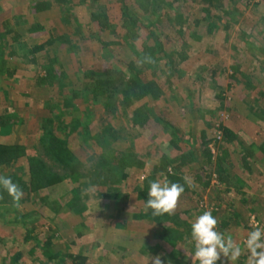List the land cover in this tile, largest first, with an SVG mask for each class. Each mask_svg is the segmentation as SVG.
Instances as JSON below:
<instances>
[{
	"label": "rangeland",
	"instance_id": "374dc122",
	"mask_svg": "<svg viewBox=\"0 0 264 264\" xmlns=\"http://www.w3.org/2000/svg\"><path fill=\"white\" fill-rule=\"evenodd\" d=\"M42 1L52 6H38ZM80 1L71 0L69 11L54 0H0V33L7 32L8 22L17 31L0 39V141L19 142L28 154L39 156L45 153L39 138L48 127L58 128L60 121L66 126L77 122L79 128L69 133V142L86 167L97 162L101 151L108 155L118 149L135 155L125 167L113 164L102 180L128 195L125 209L105 205L98 195L103 184L80 193L79 205H87L83 213L65 204L74 182L42 189L29 184L19 207L0 186V264H56L44 254L42 246L49 240L47 249L62 250L66 264H76L71 253L87 254V264H147L149 255L160 253L165 264H173L179 250L160 240L166 225L138 219L135 213L142 206L139 189L148 188L152 180H167L164 173L153 174L154 168L168 162V170L173 171L176 163L170 157L178 159L182 153L189 163L183 167L185 177L193 184L187 183L175 212L187 222L183 232H190L191 223L206 210L218 219V230L238 243L253 224L264 228V153L251 148L264 141V0H223V8H212L211 17L201 0H158L162 8L152 14L140 4L142 0H100L96 4L105 7L115 26L109 31L90 21L91 3ZM126 3L132 14L137 7L133 16L141 21L138 35L122 24ZM154 17L175 63L168 68L164 58L143 74L157 81L164 93L157 99L127 101L132 80L121 71L115 74L114 97L77 99L75 110L59 115L54 103L61 101L60 87L41 79L44 64L54 59L57 71L70 80L90 70L124 71L122 66L141 56L149 36L143 24ZM212 18L216 26L210 33L207 22ZM41 44L44 49L33 52ZM158 116L171 127L159 123ZM146 117L148 121H142ZM8 119L13 121L10 125ZM220 125L234 129L236 138L225 140ZM203 131L213 161L222 157L231 165L227 173L233 184H220L218 175L212 174L214 166L211 171L206 164ZM20 163L17 173L23 180L15 183L23 189L30 166L27 157ZM0 175L8 177L2 171ZM124 221L128 225L119 227ZM185 234L189 237L181 247L192 264L194 245L190 233ZM247 257L245 249L236 264H248Z\"/></svg>",
	"mask_w": 264,
	"mask_h": 264
},
{
	"label": "trees",
	"instance_id": "16d2710c",
	"mask_svg": "<svg viewBox=\"0 0 264 264\" xmlns=\"http://www.w3.org/2000/svg\"><path fill=\"white\" fill-rule=\"evenodd\" d=\"M54 1L58 3L61 8L64 7V9H68L69 11L71 10V0ZM84 1H88L91 3L90 21L96 23V27L100 26V29L108 31L115 27L110 21L108 13L105 11V7L101 4H96L100 0H81L80 3H83ZM157 1L158 0H142L140 4L143 7L145 6L147 13L152 14L155 13L158 9L162 8V6H160L159 1ZM201 2H204L206 4V6H203V10L204 12H206L208 17L212 16V8H223L224 6L223 0H201ZM216 4L217 6H215ZM38 6H42V8H50L52 4H48V2L42 1ZM133 11L135 14V11H137V7H135ZM132 13L133 12L129 9V4H123L122 24L129 31L134 30V32L138 35V28L140 27L139 23H141V21L138 20V18L134 17V14ZM66 17L67 22H70L69 17ZM142 21L144 22V20ZM157 22H159L157 20V17H154L148 23L143 24L145 27L148 28V40L144 41L143 43L141 56H138V58L135 59L134 62H132L131 64L126 63L125 66H122V68L125 67L124 71L117 70V72L114 73L112 69H105L100 71L97 70L94 72L90 70L89 73L80 74L78 76L80 79L78 78L76 80H70L66 77L65 72L57 71V61H55L54 59H50L49 62L44 64L43 69L45 75H43L41 79L45 83H49V85H54L58 83L60 87L59 94L61 97V101L60 103L58 101L54 103V107L57 108L59 115L70 114L71 111L69 112V110H75L77 107V103L75 101L77 99H81L83 101L87 98L89 100H95L96 98H99L98 96L100 95L110 98L114 97L118 89V80L115 74L117 75V73L121 71L124 72L125 75H128L127 77L132 80V94L129 95V93H126V97L128 99L132 98V101H139L145 98H159L162 93H164V90L158 85L157 81L149 79L143 74L144 69L159 66L161 60H163L164 58L167 59V61H165V66L173 69L175 62L172 57V51L167 50L165 48L161 34H158V30L155 27L157 26ZM207 24L208 31L210 33H213V31L215 30L216 22L212 18L209 19ZM13 29L14 28L9 25L8 22L7 32L3 34L0 33V39H5L7 33L13 34V32H16L17 34V31ZM59 39H62V37H58L57 40ZM15 41H18V39H15ZM42 49H44V45L41 44L35 46L33 52H38ZM9 55H14V52L11 51ZM65 80L66 82L70 83V86L66 87L64 83ZM68 93L72 95L71 98L68 97ZM133 97H135V99ZM128 99L126 100L130 101V99ZM107 105L110 106L111 104L109 103ZM157 120L159 123L161 122L163 124H166V126L170 125L171 127L169 121H166L162 117L158 116ZM142 121L146 122L148 121V118H142ZM12 122L13 121L11 119H8V125H10ZM60 123H62L61 126L60 124H58V128L54 127L52 129L48 127L50 126L49 122L48 126L46 125V127L48 128L39 138V145L43 148L45 153L42 151L40 152L39 156L28 154L26 146L20 144L19 142L0 141V171L10 177L14 183L17 179L23 180V177L21 175H18L17 172L18 167L23 166L20 161L24 157H27L28 164L30 166V176L28 180L24 181V188L22 189L24 194L28 192L29 184H31L32 186L35 185L36 189H42L51 185L65 183L68 184L69 181L74 182L76 183V186L71 188L70 192L72 193V195L69 199H67L65 204L68 208H73L74 212L83 213V211L86 210L87 205H79L81 201L80 193L83 192V190L85 189H90L92 187L98 186L99 184H103V188H98V195L105 203V205L111 206L112 208L116 209L123 208L126 204L125 202L127 201L128 195H124L121 191H119L112 185H109L107 183L108 181L104 183L102 180L104 177H108V174L110 173L112 167H114L113 164L125 167L128 163H132V160L133 158H135V155L132 154V152H126L118 149H111V152L108 155L104 153L105 151H101L99 153V158L97 162H94V164H92L90 167H86L85 163L83 162L84 160H79V158L76 156L77 154L73 151L69 142L71 131H75V129L79 128L78 123H71L72 126H70L69 124L68 126H66L61 121ZM143 125L146 124L143 123ZM220 128L221 130H223L222 133L225 140L231 141L232 139L236 138L237 134L235 133L234 129L230 128L229 126L223 125H220ZM63 129H66L69 132H65ZM108 131L114 139L118 138L112 132L114 131L112 128H108L107 132ZM79 134L81 135L82 133L79 132ZM82 144L83 142L81 143V145ZM201 144L203 145V155H205L207 161L206 164L209 166V169H211V171L212 167L214 166L212 174L218 175L220 184H233L232 182H234V179L227 173V169L228 167L230 168L231 165L227 161L225 162L224 160H222V157H218L216 160L213 161L214 155L209 147V140L207 139L205 131L202 132ZM256 147H258L264 153V141L262 142V144L259 145L254 144L251 148L254 149ZM253 149H250L251 153H253ZM45 159L48 160L45 161ZM170 159L175 160L176 163L175 165H173V171L168 170V162H165L162 163L161 166H156L154 168L153 174L164 173L166 175L167 181L181 183L184 185L185 191H187L188 185L185 181L183 167L185 164L189 165V163L187 162L188 158L185 157L184 153H182L178 159L176 157H170ZM83 166H85L87 169L83 170ZM147 191L148 188L139 189L138 198L142 201V206L141 210L135 213L136 217H138V219H148L160 225L165 224V233L161 235L160 240L167 243L174 250H179V252L175 253L172 258L173 264H189L186 256L183 254V249L181 247L182 242L187 240L189 237H186L185 233H190L183 232V226L187 222L182 220L179 214H174L172 216H153L151 214V209L145 211L144 204L147 198ZM24 197L25 196L23 195V198L21 199L22 201H24ZM127 225L128 223H125L124 221L119 227L122 228ZM28 234L29 230L27 231L26 236ZM48 242H51V240H49ZM48 242L45 244V246H42L44 247V254L48 255V259H55L56 264H66L64 259L62 258V250H57L54 253L50 252V250L47 249L49 245ZM121 248L124 249V245H122ZM31 250H33V248H31ZM70 255L73 257V260L76 264H87V254L74 255L73 253H71Z\"/></svg>",
	"mask_w": 264,
	"mask_h": 264
},
{
	"label": "clouds",
	"instance_id": "9594fccd",
	"mask_svg": "<svg viewBox=\"0 0 264 264\" xmlns=\"http://www.w3.org/2000/svg\"><path fill=\"white\" fill-rule=\"evenodd\" d=\"M145 177H141V180ZM189 187L192 181L185 177ZM0 186L12 198L14 206L19 207L23 198V190L10 177L0 175ZM184 185L167 180L149 181L145 211L151 209L153 216H172L175 214ZM218 219L211 211L198 215L190 226V243L194 245V253L189 256L192 264H236L244 250L248 253V264H264V228L258 223L252 225L242 243L232 236L218 230ZM163 254L149 255L147 264H165ZM171 264V261H168Z\"/></svg>",
	"mask_w": 264,
	"mask_h": 264
}]
</instances>
